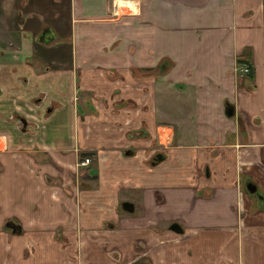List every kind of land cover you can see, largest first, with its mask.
I'll return each mask as SVG.
<instances>
[{
    "label": "crops",
    "instance_id": "obj_1",
    "mask_svg": "<svg viewBox=\"0 0 264 264\" xmlns=\"http://www.w3.org/2000/svg\"><path fill=\"white\" fill-rule=\"evenodd\" d=\"M21 1L28 15L13 12ZM51 1L67 7L66 28L32 10L44 0H0L1 228L62 226L74 238L67 226L94 232L115 215L109 249L123 256L134 239V258L149 254L151 264H264V0H113L115 10L111 0ZM41 23L54 28L49 42L38 39ZM243 54L249 79L236 69ZM164 57L171 63L159 74ZM134 72H151L146 95ZM119 109L128 115L122 134L107 137L102 116ZM140 127L163 148L155 164L158 149L136 134ZM91 151L87 173L104 195L92 194L93 212L88 204L89 218L76 221L59 208L70 194L43 177L85 156L91 162ZM124 200L138 214L112 211ZM172 221L181 233L164 231ZM15 248L0 240V264H34Z\"/></svg>",
    "mask_w": 264,
    "mask_h": 264
},
{
    "label": "rangeland",
    "instance_id": "obj_2",
    "mask_svg": "<svg viewBox=\"0 0 264 264\" xmlns=\"http://www.w3.org/2000/svg\"><path fill=\"white\" fill-rule=\"evenodd\" d=\"M20 1V0H17ZM46 1L45 6L42 4L41 8L39 6L33 7V11L37 13V15L41 14H46L44 16L47 17L48 22H51V19L56 21H60L59 26L61 29L66 28V18H67V7L63 6L64 4L60 1L55 5L56 3H53L51 0H44ZM33 2V0H32ZM25 4L24 1H21L18 4V8H14L13 12L16 13L19 16L23 15H28L29 10L28 8H24ZM29 7V6H28ZM22 12V13H20ZM1 13V10H0ZM55 13H58L55 15ZM34 15V13H32ZM36 15L30 17L36 19ZM29 18V17H27ZM52 22V23H54ZM45 25L46 27L49 28L51 31L52 35H54V28L52 25L47 24V23H41ZM65 41V45H66ZM166 58V57H164ZM163 59V58H161ZM167 61L164 63L163 68H159V74H162L165 67H167L170 63L171 60L166 58ZM55 65V64H54ZM147 73V72H145ZM145 73H139V72H134L131 73L133 77H144L145 81L143 83L142 92L144 95L148 93L149 90H151V72H148L149 74ZM156 75V74H153ZM139 89V90H140ZM135 102V100H132ZM123 103H117L115 106L122 105ZM128 109H133L135 110V103L129 102ZM124 106L123 108L127 107ZM138 107V106H137ZM146 107L143 112L144 114H149L151 113L148 109V106L146 105H141V108ZM182 107V106H181ZM186 108H182V112H187L185 110ZM90 110V109H89ZM120 110V109H119ZM113 114V115H107L104 114L102 118L104 119V123L108 126V129L104 132L107 133V137H115L118 134H122L121 128H118L119 126H125L122 125V119L127 117L128 115L125 113L126 111L120 110V112ZM126 110V109H125ZM118 115V118H121V120H117L116 117ZM132 117L135 116V113L131 115ZM132 121L134 118H131ZM92 124H94L93 119L90 120ZM88 121V122H90ZM146 121L141 123L143 125ZM87 124V121L84 122ZM17 125H20V122L17 120ZM85 125V124H84ZM142 127H140L138 130H134L137 133H140V135L144 136L147 139V144L150 146V148L155 147L158 150H163L162 146L159 147L156 137L153 134V132L146 134L145 131L142 132L139 130ZM125 131V130H124ZM131 131V132H134ZM147 132V131H146ZM163 134V133H162ZM150 136V138H148ZM77 147H74V150H77ZM79 151V150H78ZM77 151V153H78ZM84 152V151H83ZM93 154L95 153L94 151H91ZM81 152L78 153V156H82L83 154H80ZM95 154H94V159L93 155L91 157V162L88 156L83 157L81 160L87 159V162L85 165L80 164L79 162L81 160H73L72 165L70 167H65L63 168V171L60 176L58 177H51V176H44L43 180L44 182L48 183V186H53L54 184H58L61 188H63V191L67 194H70L69 198L67 201H61L60 202V210H63L66 214L68 213H73L74 214V220L79 221V216H82L86 219L89 217V205L91 208V212H93L92 209H94V202L89 201V197L94 193L97 194H103L104 192H99L97 188V184L95 183V175L92 174L94 177L91 178L92 176L89 175L87 172L90 169V167H93L95 165ZM89 168V169H88ZM88 169V170H87ZM67 170V171H66ZM90 172V171H89ZM71 180L72 183L71 187L67 186L66 184H62L60 180ZM49 189V188H48ZM50 190V189H49ZM73 190V194L71 192ZM49 193V192H48ZM102 195V196H103ZM101 198V197H99ZM103 198V197H102ZM101 198V200H102ZM125 201V200H124ZM127 201V200H126ZM130 203H133L131 201H128ZM115 201H113V206H112V211H123L125 212L123 215L124 216H135L138 214V209L137 206H134V210L132 212H126L121 208V206H116L115 207ZM89 204V205H88ZM106 209L110 206H106ZM67 211V212H66ZM87 214V215H85ZM103 218L100 223H98L97 230L94 232L89 231V227L86 229V231L83 230L82 225L83 223L79 222L76 224H71L67 226L69 229H74V238L70 237L69 235L62 233L60 231V228L62 227H55L51 232L50 230L47 231H34L32 230L31 232H26V230L23 227L19 228V231L16 234H12L11 231H9L8 227L4 226V228H1L0 224V231H1V236L0 240L5 241V243L8 242H14L16 245L15 251L17 252V256L21 257L24 256L26 257L27 260L30 262L32 261L34 264H55V260L57 261L58 259H63L62 262H67L68 264H101L104 262L105 258H110L112 261V264H122L125 262L126 259H128L127 264H151V261L149 259V254L143 255L142 257L138 258L137 260L134 258L135 251H139L138 249L140 248H135L136 247V240H132V247L129 250L124 251V256L121 254L120 250L118 248L115 249H109V239L113 240L118 239V219L114 218ZM114 218V219H113ZM110 221L112 224H108L107 222ZM16 222L21 223L19 219H16ZM14 223V222H13ZM169 224L164 228V231H169L171 229L168 228ZM157 229V228H154ZM154 229L151 228V233L152 230ZM161 230V229H157ZM163 230V229H162ZM173 231V230H171ZM155 232V231H154ZM61 234V235H60ZM176 245L178 244L175 242ZM147 244H139V246H144L146 247ZM179 249V254L182 256H185L187 259V248H185V245H179L176 246ZM165 255H169L168 252L165 253ZM96 262V263H95ZM180 264H185V263H180Z\"/></svg>",
    "mask_w": 264,
    "mask_h": 264
},
{
    "label": "water",
    "instance_id": "obj_3",
    "mask_svg": "<svg viewBox=\"0 0 264 264\" xmlns=\"http://www.w3.org/2000/svg\"><path fill=\"white\" fill-rule=\"evenodd\" d=\"M22 123H24V121L21 119ZM163 158V155L162 154H156L154 156V159L151 160V164H154L156 161H159ZM245 188L246 190H248L249 192H253L255 190V186L251 183H247L245 185ZM121 208L125 211H128V212H131L133 210V205L132 203L128 202V201H122L121 202ZM11 230L14 231V226L11 225ZM169 229L173 230L174 232H177V233H181L182 232V228L180 227V225L173 221L169 224L168 226Z\"/></svg>",
    "mask_w": 264,
    "mask_h": 264
},
{
    "label": "flooded vegetation",
    "instance_id": "obj_4",
    "mask_svg": "<svg viewBox=\"0 0 264 264\" xmlns=\"http://www.w3.org/2000/svg\"><path fill=\"white\" fill-rule=\"evenodd\" d=\"M52 37H53V36H52V33H51V31L49 30V28L46 27L45 25H43L42 28H41V30H40V32H39V34H38V39L42 40V42H43V41H44V42H49V41L52 40ZM21 119L24 121V123H22ZM18 121L21 122L19 126H21V125H25V120H24L23 118L20 117ZM140 131H143V130H139V132H140ZM156 154H162V155L164 156L162 150H158V151H156V152L151 156L150 161H151L152 159H154V156H155ZM81 161H82V160H81ZM87 162H88V161H87ZM87 162H86V163H87ZM156 162H158V161H156ZM79 163H80V162H79ZM86 163H84V164H82V165H85Z\"/></svg>",
    "mask_w": 264,
    "mask_h": 264
},
{
    "label": "trees",
    "instance_id": "obj_5",
    "mask_svg": "<svg viewBox=\"0 0 264 264\" xmlns=\"http://www.w3.org/2000/svg\"><path fill=\"white\" fill-rule=\"evenodd\" d=\"M245 54H243V56H241V55H239V56H237L236 57V59H235V62L237 63V64H247L248 66H249V71L246 73V74H244V75H246V77L249 79L250 78V76H251V74H252V68H251V66H250V64L245 60ZM162 60H165V61H167V59L166 58H163ZM164 67V64H163V66H162V64H161V66L159 67V68H163ZM239 127H243L242 126V122H241V120H239Z\"/></svg>",
    "mask_w": 264,
    "mask_h": 264
},
{
    "label": "built area",
    "instance_id": "obj_6",
    "mask_svg": "<svg viewBox=\"0 0 264 264\" xmlns=\"http://www.w3.org/2000/svg\"><path fill=\"white\" fill-rule=\"evenodd\" d=\"M112 2H113V0H111L112 10H115L116 8L114 7V5H113ZM236 69H237V72L238 73L246 74L249 71V66L247 64H240L239 66L236 65ZM85 161H88V160L87 159H84V160L80 161V164L86 163Z\"/></svg>",
    "mask_w": 264,
    "mask_h": 264
}]
</instances>
